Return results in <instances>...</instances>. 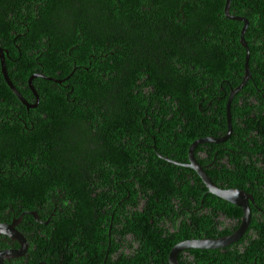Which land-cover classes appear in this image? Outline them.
<instances>
[{"label":"trees","instance_id":"1","mask_svg":"<svg viewBox=\"0 0 264 264\" xmlns=\"http://www.w3.org/2000/svg\"><path fill=\"white\" fill-rule=\"evenodd\" d=\"M223 3L0 0V49L11 84L32 103L26 85L31 74L59 80L32 78L37 104L26 108L0 74V216L8 207L12 213L6 219L34 210L55 222L54 234L91 233L113 208L111 203L102 207L96 180H109L115 172V185L125 186L134 207L133 220L121 232L161 233L158 222H149L154 212L147 211L159 199L165 202L161 198L168 193L179 199L187 218L171 224V231L161 222L169 239L159 250L156 234L142 236L145 246L133 264H167L174 243L233 231L238 207L207 192L186 167L155 154L183 161L191 141L225 131L224 105L229 87L241 79L244 49L238 41L242 23L224 17ZM228 11L248 22L243 38L249 78L230 100L228 141L198 143L193 155L216 184L227 181L226 186L244 190L248 182L254 206L236 242L187 248V264H264V216L256 209L264 210V119L256 132L248 122L250 113L257 122L264 116V0H230ZM223 145L229 148L227 171L219 159L214 168L208 164L209 148ZM252 157L260 159L258 172ZM180 169L186 172L176 176ZM62 192L69 193L70 204L60 208L55 200ZM194 196L207 210L187 215ZM103 213L106 217L96 220ZM163 215L175 222L172 209L165 208ZM39 227L46 238L48 225Z\"/></svg>","mask_w":264,"mask_h":264},{"label":"flooded vegetation","instance_id":"2","mask_svg":"<svg viewBox=\"0 0 264 264\" xmlns=\"http://www.w3.org/2000/svg\"><path fill=\"white\" fill-rule=\"evenodd\" d=\"M261 99L264 101L263 96ZM230 118H231V114H230ZM261 119H264V116L260 117L257 122L253 113H250L249 115L248 122L251 125H254V127L256 126L255 132L257 131V127ZM228 138H226L223 142H219V143L225 144L226 141H228ZM209 149L211 150L210 151L211 155H210V160L208 161V164H212V168H214V161H217V159H219L218 161H222L224 162V164H226V171H227L228 166L231 167V165L229 164L228 154L225 153L226 151H229V148L227 147V145H223L220 148H216V150H213L211 148ZM193 151L194 149L192 150V153ZM219 153H225V154H223L220 157ZM156 154L157 156L158 155L162 156L157 152ZM203 155H206V153H203ZM242 156H243V159L245 160L244 153ZM162 157L168 158L170 160V161L165 160L166 162L172 163L174 165H179L180 167L181 166L185 167L181 163H186L188 160L187 151H186V158L183 161L174 160V159H171L165 156H162ZM193 158H194V155H193ZM180 160H182V158H180ZM251 161H253L252 163L254 165V168L252 169L255 170V172H258V170L255 167L259 166L260 159H258V162H257L255 158L252 157ZM195 162L198 165H200L196 160ZM176 163H180L181 165L176 164ZM200 167L203 171V168L201 165ZM186 168L190 171V173L191 172H193V174L195 173L190 167H186ZM245 169L246 167H243V169H241L243 170L242 175L244 174ZM240 171H239V176H240ZM185 172H186L185 170L180 169L176 171V176L182 173H185ZM98 177H99L98 180H96V183L99 186L97 188V193L100 194L101 201H102V207L111 208L109 203H111L113 207L111 208L112 211L110 212V215L107 218L106 222L99 223L93 229V232L91 233L83 232L80 234H75V233H69L65 230V232L62 234H58V233L54 234L55 222H48V216H44L43 214L38 216L34 210L20 211L16 216L11 217V219L12 218L17 219V221L15 222L14 228L23 237L25 248L22 254H20L19 256L3 258L2 260L3 264H28L34 258H37V259L36 261H34L33 264H37V263L102 264V261H103V264H133L134 257L137 254L136 252H139V248L142 249L145 246L146 241L143 239L142 236L151 238V236H154L156 234L157 236L156 243L158 245L156 250H159L160 242H165L166 239H169L168 237L169 235L167 233H164L165 230L163 228L161 229V222H165L164 228L166 229V231H171L172 230L170 226L171 224L179 225V222L182 218L187 219L186 217H184V215L181 212L179 199L168 193L166 197L161 198V199H166L165 202H160V199H159L158 202L154 204L153 208L148 209L147 211V213H150L151 211L152 213L154 212L155 216L154 218L150 217L149 222H152V221L158 222L157 228L162 231L161 233H143V234H140V236H138L128 231L121 232L120 231L121 226L125 224L128 225L133 220L134 207H133L132 196L129 191L127 190L124 191V188H125L124 185L122 188H118L115 185L116 180H117L115 177V172L112 174L111 178L106 181L103 180L101 176H98ZM191 177H193V175ZM209 179L210 181H212L211 178ZM212 183L218 186L217 184H221V181H218L217 184L214 181H212ZM222 184L225 187H220V186L218 187L231 188V187L226 186V184H228L227 181H224ZM244 187L245 189L249 191H245V189L243 190L241 188L239 189L251 195L252 190H251L250 184L248 182H244ZM151 195L152 194L148 192L147 195H145V200L149 201ZM168 199H170V202H168ZM16 200H17V203H20L18 198ZM20 200L23 202L22 197H20ZM55 201L57 202V205L60 208L62 206L67 207L70 204L69 193L62 192V196H60ZM196 202L197 200H196V197L194 196V198L192 199V203L190 204V210H186L187 215H192V214L194 215L199 210L200 212L198 214H200L202 211L207 210L206 208L201 207V205L197 206ZM251 202L248 201L249 208L252 204H253L252 206H254L253 198ZM200 203L202 204L201 201ZM170 204H172V208H170ZM138 206H140V203L138 204ZM117 207H121V208L114 212V209ZM165 208L169 210L172 209V211L174 212V217H173L175 219L174 223H170L169 221L166 220L165 216L163 215V210ZM10 210H11V207H8L7 209H5V212L3 214L4 217L0 216V222L9 223L11 221V219L5 218L7 215H9L8 213H12ZM32 211L33 213L31 214ZM262 212H264V210H262L260 207H257V213L264 216V213ZM28 215L32 217V220L27 217ZM105 217H106V214L103 213L99 217H97L96 220L103 219ZM113 220L119 222V223H115L114 227H112ZM39 225H41V229L43 228V225L44 226L48 225V234H46L47 236L44 239L42 238L43 234L39 233V230H40ZM113 228H114V232H113ZM98 230H101L102 233H98L97 232ZM204 238H207V237H204ZM107 240H108V244H107ZM17 248H19L17 241H15L14 239L10 238L9 236L3 233H0V250L1 249H17ZM147 252H149V250ZM176 256L181 260L180 264H187V260L191 258L188 254L187 248L179 250ZM147 264H152V263H147Z\"/></svg>","mask_w":264,"mask_h":264},{"label":"water","instance_id":"3","mask_svg":"<svg viewBox=\"0 0 264 264\" xmlns=\"http://www.w3.org/2000/svg\"><path fill=\"white\" fill-rule=\"evenodd\" d=\"M229 2L230 0H224L223 6H222V13L225 18L231 19V20H236V21H241V26L239 29V34H238V41L240 45L244 49V56H243V69H242V76L240 81L234 86V87H229V91L227 93L225 105H224V119H225V131L222 135L218 137H211V136H205L202 138H197L191 141L187 147V162L186 163H181L185 167H190L196 174L197 176L201 179L203 182L204 186L206 187V191L213 194L214 196L223 199L230 204L238 207L240 209V216L238 220L237 227L231 231L228 234L221 235L216 238H190V239H185L176 242L173 244L168 253H167V263L168 264H180L177 259H176V254L179 250L184 249V248H197V249H213V248H219L221 246L227 245L239 238V236L242 235V233L245 231L247 224L249 222L250 218V208L248 205V201L251 202L252 197L249 193L239 189V188H220L216 186L215 184L210 181V179L205 175V173L202 171L200 165H198L194 158H193V153L192 150L198 143L202 142H212V143H219L223 142L226 138L229 137L230 132H231V126H230V111H229V104L230 100L233 96V94L238 91L242 85L245 83V81L249 78V72L247 69V60H248V48L246 46V42L243 38L244 31L247 26V19L238 14H232L229 13L228 8H229ZM0 74L2 76L3 81L5 84L8 86L10 91L13 93L15 98L23 104L26 108L27 107H34L37 104V94L31 85V79L34 77H41L44 79H49L52 81H59V80H54L48 76H44L40 73H33L31 74L27 80L26 84L27 87L30 91V93L34 97V102L29 103L28 101L25 100V98L19 93V91L11 84L6 70L4 66V61H3V53L2 50L0 49ZM155 152V151H154ZM156 154V152H155ZM157 155V154H156ZM159 156V155H158ZM163 158L162 156H159ZM164 160L170 161L168 158H163ZM180 164V163H176ZM180 164V165H181ZM248 199V200H247ZM252 203V202H251ZM253 205V204H252ZM255 208V207H254ZM257 209V208H256ZM33 211L31 212V214ZM264 213V212H262ZM17 219H11L9 223H0V233H3L10 238L14 239L17 241L19 248L17 249H1L0 250V264H3L2 260L5 257H15L19 256L22 254L24 248H25V243L24 239L21 236V234L15 230L14 225ZM108 244V240H107ZM107 248V246H106ZM106 252V250H105ZM105 256V254H104ZM104 260V258H103ZM37 264H44V263H37ZM103 264V261H102ZM219 264H228V263H219Z\"/></svg>","mask_w":264,"mask_h":264},{"label":"clouds","instance_id":"4","mask_svg":"<svg viewBox=\"0 0 264 264\" xmlns=\"http://www.w3.org/2000/svg\"><path fill=\"white\" fill-rule=\"evenodd\" d=\"M202 182V181H201ZM202 184H203V182H202ZM239 220V219H238ZM0 223H2V222H0ZM230 233V232H229ZM219 237V236H218ZM239 237H241V236H239ZM212 238H216V237H212ZM238 240V239H237ZM237 240H235V241H233V242H231V243H234V242H236ZM231 243H229V244H231ZM175 244V243H174ZM229 244H227V245H229ZM172 246V245H171ZM224 246H226V245H224ZM221 247H223V246H221ZM220 248V247H219ZM170 249V248H169ZM169 251V250H168ZM168 253V252H167ZM219 264V263H218ZM228 264H232V263H228Z\"/></svg>","mask_w":264,"mask_h":264}]
</instances>
